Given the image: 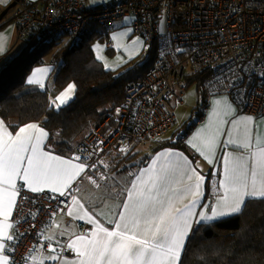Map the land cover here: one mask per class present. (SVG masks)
Masks as SVG:
<instances>
[{"label":"built area","instance_id":"built-area-1","mask_svg":"<svg viewBox=\"0 0 264 264\" xmlns=\"http://www.w3.org/2000/svg\"><path fill=\"white\" fill-rule=\"evenodd\" d=\"M83 1L18 2L14 21L18 39L39 29V43L65 35L76 41L90 21L108 34L116 21L131 16L133 33L145 42L144 55L155 47L156 58L141 77L127 82L122 102L75 145L69 158L79 155L88 164L95 161V171L106 151L123 148L124 153L132 142L164 136L175 124L170 103H182L187 71H205L198 86L204 103L225 96L239 114L264 115V0H118L90 12ZM184 140L180 138L182 144ZM48 196L23 189L17 197L10 223L23 239L9 248L10 264H34L33 252L48 253L42 245L56 247L62 257L73 255L63 251L68 237L56 235L49 240L41 234L53 216L65 214L70 207V198L54 195L57 199L49 200ZM91 228L77 223L78 234Z\"/></svg>","mask_w":264,"mask_h":264},{"label":"snow or ice","instance_id":"snow-or-ice-1","mask_svg":"<svg viewBox=\"0 0 264 264\" xmlns=\"http://www.w3.org/2000/svg\"><path fill=\"white\" fill-rule=\"evenodd\" d=\"M3 2L0 0V3ZM127 35V32H122L112 39L119 41ZM2 40L0 37V55L5 50ZM132 43L143 46L139 38ZM117 47L120 45L117 44ZM138 51V48L133 49V52ZM96 58L102 59L99 55ZM105 68H108L107 64ZM48 71V68L35 70L27 78V84L43 89V79ZM74 91L75 85H68L65 91L49 101L50 106L59 111ZM221 105L234 112L227 100L214 101L211 119L218 121L215 134L204 135L206 130L201 129L188 141L209 164L213 163L218 147L217 137L223 134L219 128L225 123L220 118ZM116 112L119 114L120 110ZM261 122H264V115H247L233 121L239 138L232 139L229 132V139L224 143L233 145L236 150H246L248 155L230 156L225 153L221 158L222 178L218 181L214 203L201 204L205 177L197 171L199 165L193 167L192 162L180 152L163 151L131 181V187L123 194L122 203L117 205L120 211L107 221L113 225L109 229L94 218L72 192L75 182L86 177L99 192L112 194L113 189L100 183L109 179L105 173L100 172L94 178L95 161L88 164L87 158L79 155L62 158L46 151L44 145L49 134L35 123L20 127L13 135L0 120V264H10L9 248H14L23 239L21 233H9V229L14 227L9 219L16 207L17 197L25 187L32 193L47 190L59 197L70 198L67 199L70 204L67 215L92 226L80 234L73 232L74 239L64 246L63 251L73 252L75 259L65 260L57 253L56 247L42 245L50 254L42 256L38 264H45L46 260L60 261L61 264H182V254L193 234L194 224L211 226L219 219L241 214L246 202L264 200V135L260 133ZM249 125L255 126V140L253 128ZM18 179L23 182L19 187ZM121 194L116 193L117 196ZM188 198L190 202L182 208L176 206L178 200ZM48 199L57 197L50 195ZM99 199L103 201L106 196ZM59 202L65 203L64 200ZM198 207L202 209L199 212L196 211ZM195 230L198 231L199 227ZM31 259L36 264L35 257Z\"/></svg>","mask_w":264,"mask_h":264},{"label":"trees","instance_id":"trees-1","mask_svg":"<svg viewBox=\"0 0 264 264\" xmlns=\"http://www.w3.org/2000/svg\"><path fill=\"white\" fill-rule=\"evenodd\" d=\"M39 39V29L28 32L21 39L24 42L21 50L5 59L0 68V118L11 131L28 123H38L48 132L54 151L70 156L75 145L104 122L112 107L122 102L127 82L141 77L152 66L156 50L153 47L148 56L141 55L111 71L104 69L93 55L92 44L107 39L105 31L94 21L87 24L76 41L66 35L48 43H39ZM50 50L52 61L49 63H54L52 90L47 85L41 89L27 84L25 79L31 69L44 65L43 56ZM204 75L205 71H187L184 90L193 82L198 89ZM68 84L75 85L74 97L57 111L49 104L50 91H58ZM206 107L198 91V107L185 128L181 132L175 130L170 138L150 140L155 143L151 152L163 148L184 151L180 138L190 134ZM144 161L141 158L138 164ZM207 188L209 197L216 194V189L211 193L210 185ZM182 264H264V200L246 202L241 214L224 217L211 226L196 225L182 254Z\"/></svg>","mask_w":264,"mask_h":264},{"label":"crops","instance_id":"crops-1","mask_svg":"<svg viewBox=\"0 0 264 264\" xmlns=\"http://www.w3.org/2000/svg\"><path fill=\"white\" fill-rule=\"evenodd\" d=\"M45 1L47 2V0H25V2L27 3H32V4L38 3L40 5ZM114 1H118V0H84L83 5L86 11L90 12L98 8H101L105 5H108ZM11 2L12 0H4L3 3H0V13L7 6H9ZM15 12H16V8H14L13 11L11 9L7 13L6 17L0 22V25H3L2 28L0 29V37L3 38L2 43L5 49L3 54L0 55V68L2 67V64L5 59L12 58L15 55L17 48H18V43L23 42L21 39H18V36L16 33L15 24H14ZM132 23H133V17L131 16H126L116 21L114 24V28L107 34L106 40L102 42L95 41L92 44L91 49H92L93 55L95 58L97 57V54L102 57V59H99V60L97 58L96 59L102 64L104 69H106L105 64H107L108 68L106 70L113 71L119 67H123L129 61H132L138 58L139 56L144 55L145 42L141 36L133 33ZM122 32H127L128 35L121 38L119 41H114L112 39L114 35H118L119 33H122ZM138 38L143 42V46L139 44L133 45L132 41L137 40ZM117 44H119L120 47H117ZM97 45H99V50H97ZM134 48H138L139 51L133 52ZM45 66L46 65H37L34 68L35 70H37V69L44 68ZM49 66L51 67L50 71H52V64L49 63ZM34 71L30 72L29 75L31 76V74ZM46 75L47 73L45 74V77ZM217 100H227L228 103L231 105V108L234 110V112L228 111L223 105H221L220 107V113H221L220 118L225 121V123L219 125V128L222 130L223 134L217 137L218 147L216 148V151H215V157L213 159V163L209 164L207 160H205L202 156H200V154L197 153L189 145L188 141L191 140L193 136L197 135V133L201 129L206 130L204 135L215 134L218 121H212L211 114L215 107L214 101H217ZM172 101L176 102V100H172ZM244 116H247V115L239 114L237 111V108L229 100V98L225 96H219V95L214 96L208 102L207 107L204 110V115L202 119L200 120V122L195 126V128L185 138L184 143H183L185 147L184 151L178 150L175 148H163V149L157 150L156 152H151L154 148V144L152 148H149L145 145L146 144L145 142H148L150 140L132 142L128 150L124 153L118 150H115V149H110L104 153L102 160H101V164L94 171V173L96 177L100 175V172L105 173L109 177L108 180L100 181V183L102 185L106 184L109 189H113L112 194L107 195V193L99 192L95 188V186L92 185L86 177H82L78 179L73 186L74 195H76L77 198L80 199L81 203L84 204L85 209L88 210L91 214H93L94 218H96L100 223L104 224L105 227H108L109 229H111L113 225L107 223V221L109 219H113L116 216V214L120 211V208L117 207V205L122 203L124 199L123 194L126 193L127 190L131 187V181L135 179L136 174L141 169L148 167L151 161L154 160L156 155H158L160 152L172 150V151L180 152L184 156H186L192 162L193 167H195L196 165H199L197 171L199 172L200 175L205 177V181H204V185L202 189L204 198L203 200H201V204L214 203L216 199V194H214L212 197H209L207 195V190H208L207 187L210 185L214 177H216L217 182L215 183V189H217L218 181L222 178L223 163H222L221 158L224 156L225 153H228L230 156L248 155L246 150H243V149L236 150L233 145L224 143L227 139H229V136H228L229 132L232 133V137H231L232 139L239 138L236 133V128H234L233 126V121H236L239 118L244 117ZM0 120L2 119L0 118ZM35 124L41 127L38 123H35ZM26 125L27 124L23 126H26ZM5 126L7 125L5 124ZM249 127L253 128V131H254L253 139L255 140V131H256L255 126L249 125ZM19 128L16 129L15 131H11L8 127V130L12 132L13 135H15V133L19 130ZM240 128L242 131V126H240ZM171 130H169L163 137H166L167 134L171 132ZM260 133L264 135V122H261ZM44 148L46 151H49L51 154L61 156L62 158H69V156L67 155H61V154L56 153L52 145L49 143L48 138L45 141ZM141 158H144L145 161L141 164H138V161ZM22 183L23 182L20 181L19 179L17 180L18 187ZM180 187L183 188L184 185L181 184ZM24 190L28 191L26 187L24 188ZM117 192H120L122 194L117 196L116 195ZM42 193H46L48 195H58V194L50 193L47 190H45V192H42ZM101 196H106V199L102 201L101 199H99V197ZM189 202H190V198L184 199L183 201L178 200L176 202V206L182 208L184 204L189 203ZM201 210L202 209L199 207L196 209L197 212ZM204 210H207V209H204ZM10 220H11V217L9 219V222ZM78 222L86 223L85 221L73 219V217L68 216L66 212L64 215L55 216L53 218V221L42 229L41 234L46 239L48 237H52L51 240H54L56 235H63L69 238L68 243H70L71 239H74V236H72V233L73 232L77 233V223ZM195 226L196 225L194 224V228ZM9 233L15 234L13 232V229H9ZM49 254L50 253L39 255L36 252H33L32 257L34 256L35 261L39 262L42 256H47ZM63 258L65 260L71 261L75 259V254L73 253L72 256L63 257ZM26 264H31V263H26ZM57 264H61V262L57 261Z\"/></svg>","mask_w":264,"mask_h":264},{"label":"rangeland","instance_id":"rangeland-1","mask_svg":"<svg viewBox=\"0 0 264 264\" xmlns=\"http://www.w3.org/2000/svg\"><path fill=\"white\" fill-rule=\"evenodd\" d=\"M13 10L14 9H12V11ZM23 46H24V42L18 43V48H17V51H16L15 55L21 50V48ZM52 51H53V49H52ZM52 51L50 50V51L46 52V54L43 56L44 57V61H45L44 65H46L44 68H48L49 69V71L47 72L46 77H44V79H43V83H44L45 86L47 85L50 90H52V85H53V76H51L52 75V71H50L51 67L49 66V62L52 61V59H51ZM119 68H121V67H119ZM119 68H117V69H119ZM117 69H115V70H117ZM34 70H35V68L31 69L30 72H32ZM29 76L30 75L28 74L26 79H25L26 83H27V78ZM47 76H48V78H47ZM68 85H70V84H68ZM68 85H66L64 88H62V89H60L58 91H50V92H52L50 94L51 98H54L56 95H59L61 92L65 91L67 89ZM33 86L39 87L38 85H33ZM74 93H75V91H74ZM74 93L72 94L71 99L74 97ZM123 99H124V96H123ZM114 107H112L109 110V112ZM170 107L172 108V111H173L174 116H175V124L171 128L172 130L170 129L171 132H169L166 137H164V138L160 137L162 139H166L168 137H171V135L173 134V132L175 130H177V132H181L185 128L186 124L191 120V116L193 115L194 110L198 107L197 83L193 82L191 84H188L186 86V89H185L183 95H182V103L181 104H177L175 101H172L170 103ZM145 143H146L145 145L147 147H149V148H152L153 144H155L154 142H151V141H148V142H145ZM95 177L96 176H94V178ZM216 182H217V178L214 177V180H212L211 183H210L211 193L214 192L215 183Z\"/></svg>","mask_w":264,"mask_h":264},{"label":"water","instance_id":"water-1","mask_svg":"<svg viewBox=\"0 0 264 264\" xmlns=\"http://www.w3.org/2000/svg\"><path fill=\"white\" fill-rule=\"evenodd\" d=\"M20 2V0H12L11 4L7 6L1 13H0V21L6 16V14L13 8H15L16 4Z\"/></svg>","mask_w":264,"mask_h":264},{"label":"bare ground","instance_id":"bare-ground-1","mask_svg":"<svg viewBox=\"0 0 264 264\" xmlns=\"http://www.w3.org/2000/svg\"><path fill=\"white\" fill-rule=\"evenodd\" d=\"M14 211V210H13ZM12 215H13V213H12ZM12 217V216H11Z\"/></svg>","mask_w":264,"mask_h":264}]
</instances>
